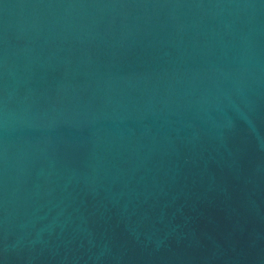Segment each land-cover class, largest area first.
Wrapping results in <instances>:
<instances>
[{"label":"water","instance_id":"95a60500","mask_svg":"<svg viewBox=\"0 0 264 264\" xmlns=\"http://www.w3.org/2000/svg\"><path fill=\"white\" fill-rule=\"evenodd\" d=\"M0 264H264V0H0Z\"/></svg>","mask_w":264,"mask_h":264}]
</instances>
